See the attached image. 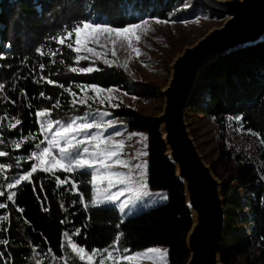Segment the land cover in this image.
Here are the masks:
<instances>
[{
	"label": "trees",
	"instance_id": "16d2710c",
	"mask_svg": "<svg viewBox=\"0 0 264 264\" xmlns=\"http://www.w3.org/2000/svg\"><path fill=\"white\" fill-rule=\"evenodd\" d=\"M202 14L209 15L196 0H0V84L4 85L0 90V139L4 141L0 150L9 153L0 162L11 165L0 170V192L4 193L0 202L5 204L0 209V241L7 240L0 243V264H50L52 260L87 264L72 251L69 239L90 253L113 245L118 234L120 250L127 247L131 253L164 246L167 264H187V235L193 218L184 183L167 156L160 123L120 102L117 107L92 100L79 103L85 93L77 85L116 88L144 102L161 97L160 90L120 65L76 61L75 33L71 37L67 33L85 19L120 27L146 19L185 22ZM211 16L221 22L225 19L214 13ZM61 37L65 38L63 44ZM88 66L98 70L71 71ZM49 79L54 83L49 84ZM43 108L50 109L51 119L61 122L91 110H107L125 118L131 131L146 132L148 186L152 191H167L168 199L124 218L113 203L92 205L88 170L55 171L53 175L38 169L30 181L9 189L13 177L30 170L34 161L28 156L42 140L36 113ZM187 112L211 117L220 130L219 155L211 165L222 180L225 199L222 263L264 264V39L208 65L199 76ZM237 116L241 119H235ZM16 119L21 123L9 128ZM237 130L258 141L256 159L236 145ZM14 140L21 142L19 149L13 146ZM56 176L67 177V182L58 184ZM12 191L16 195L9 201Z\"/></svg>",
	"mask_w": 264,
	"mask_h": 264
},
{
	"label": "snow or ice",
	"instance_id": "6c2138e0",
	"mask_svg": "<svg viewBox=\"0 0 264 264\" xmlns=\"http://www.w3.org/2000/svg\"><path fill=\"white\" fill-rule=\"evenodd\" d=\"M141 27L140 24L129 23L126 26L114 27L106 23H96L90 20H83L78 22L71 31L67 33L68 37H71L75 33V47L74 51L76 55V61L89 59L88 55H80L83 51L86 54H91L92 57H100L102 53L98 52L96 48L89 47L90 43H99V38L104 36L106 39H112L115 43L117 38L127 40L129 46H132L133 40H139L136 30ZM87 32V38H82V33ZM59 42L63 44L65 38L61 37ZM69 48H73V44H68ZM139 53V49H135ZM114 54V53H113ZM103 55H106L104 53ZM105 64L110 62L105 59ZM43 68V65H41ZM98 69L88 66L80 67L79 69L73 67L71 71L76 73H92ZM49 84L54 83L53 80H48ZM63 87V85H61ZM84 91L85 89H90L95 92L98 96L107 91L108 96H101L100 103L104 104L105 101H110L112 99L110 93L111 88L104 89L96 83H89L84 85H77ZM4 88L3 84H0V90ZM70 91V89H69ZM41 96L44 95L43 92L40 93ZM75 97V93H72ZM76 101H73L75 103ZM59 102L57 101V104ZM79 103L87 104L88 99L82 98ZM55 107V105L53 106ZM113 107L117 105L113 104ZM37 117L40 118V129L44 133L45 140L47 141L46 146L41 147L40 144L35 145L36 151H30L28 159L34 161L31 163L30 170L26 171L24 174L13 177V182L8 183L7 187L13 189L16 185H20L22 181H30L33 173L37 172L38 169L45 173H53L55 175V170L62 169L65 173L73 172L77 169H88L91 171V181L93 187V197L92 203L94 205H102L107 203H114L120 200V197L128 193L129 199L121 202L119 204V210L121 213H125V209L129 206L132 200H139L147 189V161H141L137 164H130L128 160L122 158L123 145L124 142L117 141L113 139V136L105 135L109 128H113V120H105L108 115L107 112L96 111L95 114L88 113L84 117H77L69 122L62 123L59 120L51 119V111L49 108H43L36 113ZM235 119L239 120L241 117L237 116ZM21 121L19 119L15 120V124H9V128H14L19 125ZM55 126V129H54ZM95 131H92V130ZM116 136L120 135L119 131H114ZM132 135H142V134H132ZM259 135V133H257ZM264 142V139H262ZM4 141L0 139V144ZM43 143V141L41 142ZM13 146L16 149L21 147V142L12 141ZM7 151L0 150V157L8 156ZM143 156H147V152L141 153ZM114 165L122 166L128 169V171H120L114 168ZM11 165L0 162V170L9 168ZM58 184H63L67 182V177L61 180L59 176L55 177ZM75 184V181H73ZM106 185V187L104 186ZM116 192H111L110 189L117 188ZM35 190V186H33ZM4 195L0 192V196ZM16 195L15 191H12L7 199L11 201ZM167 199V197H163ZM5 208V204L0 202V209ZM87 208V205H85ZM46 210V209H45ZM19 211L22 213L23 208ZM127 214V213H125ZM63 223V221H62ZM77 234L79 229L76 230ZM65 236L68 233H64ZM121 239V235H117L113 242V245L106 247L104 249H92L89 253L85 247L72 242L69 239V244L74 253L77 254L79 260L87 261L88 264H94V257L100 254L99 264H105V260L111 261V264H118L119 261L128 262V264H135L138 257L150 256L157 261V264H167L166 257L167 251L161 250L160 248H147L143 252L130 253V249L127 247L123 248V253L120 254V249L118 248V243ZM0 243H7V240H2ZM63 247V244L61 245ZM111 249V250H110ZM51 251V250H49ZM113 251L117 252L116 256H113ZM103 253H107L105 257Z\"/></svg>",
	"mask_w": 264,
	"mask_h": 264
},
{
	"label": "water",
	"instance_id": "95a60500",
	"mask_svg": "<svg viewBox=\"0 0 264 264\" xmlns=\"http://www.w3.org/2000/svg\"><path fill=\"white\" fill-rule=\"evenodd\" d=\"M224 17L219 27L187 46L171 65V78L162 89V111L154 116L167 147V156L184 183L193 224L187 235V264H223L220 253L226 228L223 183L196 145L186 121L187 107L203 70L213 61L264 39V0H197Z\"/></svg>",
	"mask_w": 264,
	"mask_h": 264
},
{
	"label": "rangeland",
	"instance_id": "374dc122",
	"mask_svg": "<svg viewBox=\"0 0 264 264\" xmlns=\"http://www.w3.org/2000/svg\"><path fill=\"white\" fill-rule=\"evenodd\" d=\"M197 1V0H196ZM198 2V1H197ZM202 5V4H201ZM204 6V5H202ZM209 15H198L192 20L185 22H167L158 19H146L140 23L141 27L136 30L139 40H133L132 46H129L127 40L117 38L115 43L112 39H106L104 36L99 38V43H90L89 47H94L102 55L100 57H92L91 54H86L83 51L82 55H88L91 60H98L104 63L107 59L110 63L108 65H120L131 74L132 76L138 75L142 81L153 83L160 92L164 89L171 78V65L175 58L183 52L187 46L195 44L200 38H202L208 31L215 27H219L223 24L224 20H217L214 17H210L211 10L204 6ZM87 32L82 33V38H87ZM76 39V37H75ZM139 49V53L135 51ZM106 53V55H103ZM114 53V54H113ZM105 64V63H104ZM110 93L112 99L105 101L104 104L100 103L101 96H108L107 91L102 92L99 96L90 89H85L84 93L88 100L95 101L99 104L113 106L117 102L123 103L127 106L141 110L144 114L149 116H157L163 109L165 99L162 94L161 97L152 102L140 101L137 98L119 90L111 88ZM84 96V98H85ZM100 112H107L108 115L105 120H113L115 123L113 128H109L105 135H112L114 140L123 141V153L122 158L128 160L130 164L134 165L141 161H147L148 155L143 156L141 153H148V135L143 131H131L127 126L125 118L116 117L107 110L97 109ZM97 110H91L81 116H74L72 119L77 117H84L88 113L95 114ZM71 119V120H72ZM69 120V121H71ZM68 121V122H69ZM186 121L188 123L191 135L194 137L196 145L198 146L201 154L205 158L208 164H211L218 158V146L220 140V130L215 121L208 116L198 114L195 112H187ZM40 124V118L38 117ZM66 123V122H62ZM55 129V126H54ZM92 131H95L94 129ZM114 131H119L120 135L116 136ZM142 134V135H132ZM43 141V143H41ZM234 141L237 146L247 149L255 159L257 158L256 151L258 149V141L256 138L248 133L242 131H234ZM40 142L41 147L46 146L47 141L45 140L44 133L42 132V140ZM35 149L34 151H36ZM114 168L120 171H128L119 165H114ZM77 170H88V169H77ZM55 171H63L62 169ZM90 171V170H88ZM91 172V171H90ZM146 181L148 185V166ZM106 187V185H104ZM117 188L110 189L111 192H116ZM167 191L159 190L152 191L149 186L144 190L143 195L139 200H132L129 206L125 209V213H121L123 217H127L133 214H137L143 210H146L156 204L165 201L163 197L166 196ZM129 199L128 193L120 197V200L113 204L119 210V204ZM112 203L94 206H106ZM120 211V210H119ZM160 248L161 250L167 251L166 261L168 262V249L164 246H153ZM152 248V247H149ZM147 249V248H146ZM111 250V249H110ZM143 250L134 251L128 254L143 252ZM120 254H124L120 250ZM106 257L107 253H103ZM117 252L113 251V256H116ZM100 254L94 257V264H99ZM88 264L87 261H84ZM50 264H67L64 260H52ZM105 264H111V261L105 260ZM118 264H128L125 261H119ZM135 264H157V261L150 256L138 257Z\"/></svg>",
	"mask_w": 264,
	"mask_h": 264
},
{
	"label": "crops",
	"instance_id": "0c3cea01",
	"mask_svg": "<svg viewBox=\"0 0 264 264\" xmlns=\"http://www.w3.org/2000/svg\"><path fill=\"white\" fill-rule=\"evenodd\" d=\"M166 194V197H167V199H168V193H165ZM167 199H165V201L167 200ZM164 201V202H165ZM157 205V204H156ZM120 212V211H119ZM131 216V215H130ZM127 217H128V215H127ZM125 218V217H124Z\"/></svg>",
	"mask_w": 264,
	"mask_h": 264
}]
</instances>
